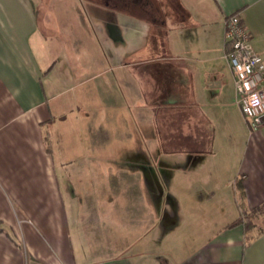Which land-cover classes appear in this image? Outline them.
<instances>
[{
	"label": "crops",
	"instance_id": "obj_1",
	"mask_svg": "<svg viewBox=\"0 0 264 264\" xmlns=\"http://www.w3.org/2000/svg\"><path fill=\"white\" fill-rule=\"evenodd\" d=\"M49 2L0 0V264H264L225 55L237 12L264 57V0Z\"/></svg>",
	"mask_w": 264,
	"mask_h": 264
},
{
	"label": "built area",
	"instance_id": "obj_2",
	"mask_svg": "<svg viewBox=\"0 0 264 264\" xmlns=\"http://www.w3.org/2000/svg\"><path fill=\"white\" fill-rule=\"evenodd\" d=\"M225 25V55L234 74L236 102L255 131L264 127V57L254 48L239 13L228 15Z\"/></svg>",
	"mask_w": 264,
	"mask_h": 264
},
{
	"label": "rangeland",
	"instance_id": "obj_3",
	"mask_svg": "<svg viewBox=\"0 0 264 264\" xmlns=\"http://www.w3.org/2000/svg\"><path fill=\"white\" fill-rule=\"evenodd\" d=\"M49 1L50 0H41V1L38 0V9H39V12H40L39 14H40V17L43 18L42 19V23L46 27L47 26L48 27L51 26V24H48V20H47L48 19L47 17H49V18L52 17V9L50 8V2ZM157 191L158 192L161 191V193H163L165 191L164 185H161L160 189H158V185H157ZM215 202H216L215 200H214V202L211 200L210 202H207L208 203L207 205L213 206V205L216 204ZM205 209L209 210L208 208H205ZM173 211H174V215H175L174 217H176L177 213L178 214L180 213V210L176 208V205L173 208ZM226 218H228V216H223L222 213L220 214V219L221 220L226 219ZM229 218H232V217H229Z\"/></svg>",
	"mask_w": 264,
	"mask_h": 264
},
{
	"label": "trees",
	"instance_id": "obj_4",
	"mask_svg": "<svg viewBox=\"0 0 264 264\" xmlns=\"http://www.w3.org/2000/svg\"><path fill=\"white\" fill-rule=\"evenodd\" d=\"M241 221H242V218L239 217V218H237L236 220L230 222L227 226H228V227L235 226V225H237L238 223H240Z\"/></svg>",
	"mask_w": 264,
	"mask_h": 264
}]
</instances>
